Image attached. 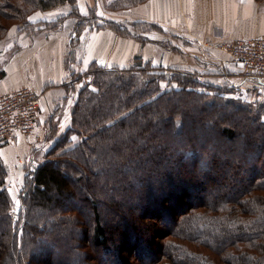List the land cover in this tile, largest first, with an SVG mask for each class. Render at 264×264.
<instances>
[{"label": "trees", "instance_id": "trees-1", "mask_svg": "<svg viewBox=\"0 0 264 264\" xmlns=\"http://www.w3.org/2000/svg\"><path fill=\"white\" fill-rule=\"evenodd\" d=\"M145 1L111 0L109 8ZM75 2L0 0V40L36 10ZM88 71L92 83L77 90L70 126L49 150L59 153L27 180L22 225L11 217L0 156V264H264V103L254 107L191 74L155 67L93 64ZM167 79L173 84L161 85ZM248 120L258 133L244 129ZM152 132L162 136L156 143L144 135ZM228 157L240 162L231 166ZM214 172L222 192L209 197ZM98 183L119 193L108 207L114 221L103 222ZM74 200L76 207L60 208ZM85 206L94 221L90 235ZM72 224L90 250L59 235Z\"/></svg>", "mask_w": 264, "mask_h": 264}, {"label": "crops", "instance_id": "crops-1", "mask_svg": "<svg viewBox=\"0 0 264 264\" xmlns=\"http://www.w3.org/2000/svg\"><path fill=\"white\" fill-rule=\"evenodd\" d=\"M91 9L105 25L81 22L80 15ZM106 21L122 25L113 28ZM261 34L264 0H146L120 11L107 8L106 0H77L36 10L26 28L10 27L0 41V93L23 86L40 93L37 132L42 139L49 132L58 136L71 123L74 94L69 85L77 84L78 75L87 72L92 63L106 69L149 66L169 73L197 72L206 75V84L213 80L223 86L221 61L226 54L208 43ZM73 57L76 64L69 68ZM229 79L235 87L264 91V84L239 74ZM30 144L21 136L13 142H0V156L9 169L8 188L18 180L17 154L27 158L34 150Z\"/></svg>", "mask_w": 264, "mask_h": 264}, {"label": "rangeland", "instance_id": "rangeland-1", "mask_svg": "<svg viewBox=\"0 0 264 264\" xmlns=\"http://www.w3.org/2000/svg\"><path fill=\"white\" fill-rule=\"evenodd\" d=\"M103 1L104 0H99V3H103ZM110 1L111 0H106L107 8H109ZM76 2H77V0H76ZM75 3H71V4H75ZM134 7H136V6H134ZM109 9H111V8H109ZM112 10H114V9H112ZM123 10H125V9H123ZM127 10H129V9H127ZM80 20L85 25L87 23L88 24L92 23V24H96L97 25V24H99V22L102 23L103 25H105L104 20L102 18H99V16L96 14L94 9H91L89 13H86V15H83V16L80 15ZM27 22H24L23 25H19V24H14V25H17L18 27L23 26V27L26 28L28 26ZM106 24H107V22H106ZM109 26H111L113 28H116V26H114L113 24H109ZM126 26L129 28V25H126ZM75 62H76L75 57L69 59V61H68L69 68L74 66L76 64ZM93 64H97V63H92L91 66ZM97 65H99V64H97ZM90 67L88 69H90ZM93 67L96 68V66H93ZM76 74H78V73H76ZM188 74L196 76L199 73L191 72V73H188ZM221 77H223V76H221ZM93 78H94L93 73L89 72V71H87V72H85L84 74L81 75V77L79 78L78 83L76 84V87H75L76 89L71 90V92L73 91V94H74V100H75V97L77 95V90L82 85H84L85 83L86 84H91L92 83L91 81L93 80ZM205 78L207 79L206 75H205ZM223 78L226 81L223 86L222 85L217 86V84L213 80H210L209 84L208 83L207 84L206 83H202V84H206V86L215 87V88L211 89V91H213L214 93L225 94V95L230 96V97L242 98L244 100H248L254 107L257 106L258 103H260V102L264 103V91L262 89L257 88V87H249V88L241 89V88H238V87H235L234 85H232L230 83V81H229L230 80L229 78H225V77H223ZM169 79L163 80L161 85L165 86V85L169 84L170 83ZM195 79H196V77H195ZM170 84H173V83H170ZM216 87H218L220 89H216ZM244 124H246L245 127H244L245 130H248L247 128H249V129L253 130L254 133H258V129L256 128L257 125H256L255 122H251V121L248 120L246 123L244 122L243 125ZM38 125H39V123H38ZM44 131H45V129H44ZM44 134H45V132H44ZM44 134H43V136H44ZM54 134H55V132H51V133L49 132V134H47V136L44 139H42V138H40L41 137L40 134L37 132L36 133V138H29L28 140L31 142V144H30L31 146L30 147L32 149H34V150L31 151L30 155L27 158L23 157V155H21L20 153L17 154V158H18V162L17 163L19 165V166H17L18 170H19L18 175L16 177L18 179L17 182L11 188H8V186L6 184L7 182L5 183V185L7 186V189L9 190V193H10V195L12 197V202H13V208L14 209L10 211L11 217H12L13 220H16V221H20L21 220V222L18 223L20 225L24 224L25 221H27L26 220L27 219L26 218V212L22 213V215L20 213L22 211V209H24L23 205H25L24 200H26L25 199V195L27 194L26 187H25L26 184H27V187H28L27 180L30 179L33 176V170L40 163L44 162L46 159H50V158L55 157L59 153V152L53 153L52 155L49 153V150H50V148L52 146V143L55 142L60 137V135H58V136L55 135L54 136ZM144 135L149 137L150 141L152 143L158 142L156 140L160 139L162 137V136L160 137L159 135L153 134V132L151 134H145L144 133ZM73 139H74L75 143H77L78 140H79V137L76 136V135H73ZM40 140H41V142L38 143ZM153 141H155V142H153ZM170 143L173 144V145L177 144V143H175L174 139H172ZM215 152H217V151H215ZM252 156H253V152H252V154H249L248 162L253 160ZM33 157H34V163L32 162V158ZM263 159H264V155L262 157V160ZM225 161H227L228 164L231 165V166H235V165L238 164V162H240V161L234 160V159H232L230 157H228ZM199 167H200V165H199ZM212 174H214L213 179L216 180V183H215L216 185L215 186L214 185L210 186L209 190L206 192V194L209 195V197L213 196V195H215L217 193L222 192L221 189H219V188L221 186H223V184L222 185L219 184V181H221V177L219 179L218 178L219 175H217L216 172H214ZM8 176H9V169H8ZM8 176H7V178H8ZM6 181H7V179H6ZM98 184L99 185H97V187L98 188H102V189H101V191L99 193H94L96 195V196L94 195V198H97V200L100 201L102 204L104 203V205H100L99 206V212H100V214L102 216L103 222L114 221L113 220L115 218V217H113L114 213H110L109 210H108V207L111 204V202L113 201V199L115 200L116 197L119 196V193H117L118 195L115 196L110 191V189L108 191V190H106L103 187L102 184H100V183H98ZM117 190L120 192L119 189H117ZM17 198H20V205H16V199ZM126 200H128V198H126ZM76 203H77V201L74 200V202L65 203L60 208L64 209V208H66V206H72L73 207L74 205H76ZM17 207H18V211H17ZM74 207H76V206H74ZM134 212H137V210L135 209ZM73 213L74 212H70L69 214L72 215ZM83 214H84L83 216L85 217V228L88 227L87 228V230H88L87 234L90 235V233L92 232V228L94 226L93 218H90L92 216L91 206H85ZM67 216H69V215H67ZM2 222L3 221H1L0 224H4V222L3 223ZM21 229H22V226H21ZM78 230H79V227H77L74 224H72L70 226H67L66 230L64 229L62 232H59V231L58 232H59L60 236L61 235L63 236L64 240L66 241L65 242L66 244H68L70 242L69 244L72 243V245H75L77 242H79V243H82V245L84 246L83 247L84 251L85 250L86 251L90 250V248L92 247V243L87 241L86 235H85V241H82L80 239V232ZM21 233H22V231H20V235H21ZM149 233L150 232H148V234ZM50 234H54V233L50 232ZM18 244L20 246H22L21 243H18ZM88 252L90 253V255H94L93 252L92 253H91V251H88ZM79 256H80V254H79Z\"/></svg>", "mask_w": 264, "mask_h": 264}, {"label": "built area", "instance_id": "built-area-1", "mask_svg": "<svg viewBox=\"0 0 264 264\" xmlns=\"http://www.w3.org/2000/svg\"><path fill=\"white\" fill-rule=\"evenodd\" d=\"M225 52L221 61L222 76L239 74L244 79L264 84V34L237 40L208 43ZM198 83H206L204 74H197ZM42 111L41 94L23 86L0 93V142H13L19 136L36 138Z\"/></svg>", "mask_w": 264, "mask_h": 264}, {"label": "water", "instance_id": "water-1", "mask_svg": "<svg viewBox=\"0 0 264 264\" xmlns=\"http://www.w3.org/2000/svg\"><path fill=\"white\" fill-rule=\"evenodd\" d=\"M16 205H20V198H18L17 200H16ZM19 207V206H18ZM18 207H17V211H18Z\"/></svg>", "mask_w": 264, "mask_h": 264}, {"label": "snow or ice", "instance_id": "snow-or-ice-1", "mask_svg": "<svg viewBox=\"0 0 264 264\" xmlns=\"http://www.w3.org/2000/svg\"><path fill=\"white\" fill-rule=\"evenodd\" d=\"M30 19H32V18H30Z\"/></svg>", "mask_w": 264, "mask_h": 264}]
</instances>
